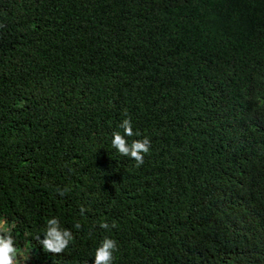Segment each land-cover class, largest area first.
<instances>
[{
	"label": "trees",
	"instance_id": "16d2710c",
	"mask_svg": "<svg viewBox=\"0 0 264 264\" xmlns=\"http://www.w3.org/2000/svg\"><path fill=\"white\" fill-rule=\"evenodd\" d=\"M0 218L20 264H264V0H0Z\"/></svg>",
	"mask_w": 264,
	"mask_h": 264
},
{
	"label": "clouds",
	"instance_id": "9594fccd",
	"mask_svg": "<svg viewBox=\"0 0 264 264\" xmlns=\"http://www.w3.org/2000/svg\"><path fill=\"white\" fill-rule=\"evenodd\" d=\"M119 128L123 130V133L120 131L112 133V146L122 156L133 159L137 167L143 165L144 157L150 151V139L145 136L142 139H133L129 143L127 137L139 135V133H134L130 118L124 119ZM80 211L83 215L85 209L81 207ZM74 227L80 229L81 224L77 222ZM100 227L108 229L109 225L105 222L101 223ZM12 231L13 228L8 225V221L0 218V264H20L22 253L16 246V240L12 235ZM35 239L45 251L52 254H60L69 247L70 243L74 240V235L70 229L61 226L59 218L53 217L46 222L43 239L39 235L35 236ZM117 250V241L105 237L95 250L94 264H112L114 252Z\"/></svg>",
	"mask_w": 264,
	"mask_h": 264
},
{
	"label": "rangeland",
	"instance_id": "374dc122",
	"mask_svg": "<svg viewBox=\"0 0 264 264\" xmlns=\"http://www.w3.org/2000/svg\"><path fill=\"white\" fill-rule=\"evenodd\" d=\"M26 256L25 255H23V253H22V258L21 259H23L24 260V258H25Z\"/></svg>",
	"mask_w": 264,
	"mask_h": 264
}]
</instances>
